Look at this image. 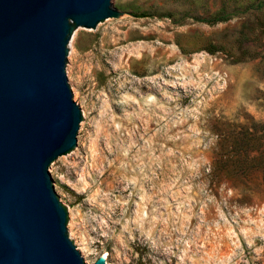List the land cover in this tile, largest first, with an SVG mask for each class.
<instances>
[{
  "label": "rangeland",
  "instance_id": "obj_1",
  "mask_svg": "<svg viewBox=\"0 0 264 264\" xmlns=\"http://www.w3.org/2000/svg\"><path fill=\"white\" fill-rule=\"evenodd\" d=\"M116 4L127 18L72 37L87 122L52 172L70 236L88 264H264L263 175L244 199L212 171L241 124L264 123V0Z\"/></svg>",
  "mask_w": 264,
  "mask_h": 264
},
{
  "label": "water",
  "instance_id": "obj_2",
  "mask_svg": "<svg viewBox=\"0 0 264 264\" xmlns=\"http://www.w3.org/2000/svg\"><path fill=\"white\" fill-rule=\"evenodd\" d=\"M116 1L0 0V264H88L52 172L87 122L72 93V37L127 18Z\"/></svg>",
  "mask_w": 264,
  "mask_h": 264
},
{
  "label": "trees",
  "instance_id": "obj_3",
  "mask_svg": "<svg viewBox=\"0 0 264 264\" xmlns=\"http://www.w3.org/2000/svg\"><path fill=\"white\" fill-rule=\"evenodd\" d=\"M231 15L232 13L223 10L214 17H203L198 20L215 23L225 21ZM215 163L212 171L217 173L220 181L239 190L241 198H251L256 193L251 181L257 171L261 172L264 179V123L252 121L251 124H241L232 141L226 139L223 142Z\"/></svg>",
  "mask_w": 264,
  "mask_h": 264
},
{
  "label": "bare ground",
  "instance_id": "obj_4",
  "mask_svg": "<svg viewBox=\"0 0 264 264\" xmlns=\"http://www.w3.org/2000/svg\"><path fill=\"white\" fill-rule=\"evenodd\" d=\"M103 259L105 258V257H102Z\"/></svg>",
  "mask_w": 264,
  "mask_h": 264
}]
</instances>
